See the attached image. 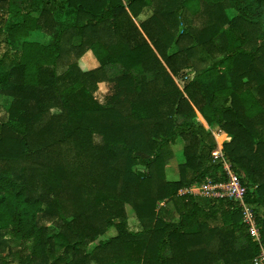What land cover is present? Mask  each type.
<instances>
[{"label":"trees","instance_id":"1","mask_svg":"<svg viewBox=\"0 0 264 264\" xmlns=\"http://www.w3.org/2000/svg\"><path fill=\"white\" fill-rule=\"evenodd\" d=\"M58 12L75 21L59 26ZM38 31L53 41H35ZM88 52L98 67L83 72ZM103 82L115 94L100 102ZM0 93L11 98L0 117V264L259 255L236 203L180 192L226 181L200 114L231 136L226 161L264 236V0H0ZM179 139L186 162L170 182Z\"/></svg>","mask_w":264,"mask_h":264},{"label":"built area","instance_id":"2","mask_svg":"<svg viewBox=\"0 0 264 264\" xmlns=\"http://www.w3.org/2000/svg\"><path fill=\"white\" fill-rule=\"evenodd\" d=\"M204 125V124H203ZM216 142V148L212 153L214 162H221L224 165L226 181L214 183L210 180L202 184H194L180 192L181 195H190L196 198L205 199H225L231 200L241 210L243 223L248 229L249 236L259 249V255L254 259L253 264H264V236L252 208L247 204L246 198L248 189L242 185L238 175L233 171L231 165L227 163L224 146L227 140H220L224 136L218 129L206 127Z\"/></svg>","mask_w":264,"mask_h":264},{"label":"rangeland","instance_id":"3","mask_svg":"<svg viewBox=\"0 0 264 264\" xmlns=\"http://www.w3.org/2000/svg\"><path fill=\"white\" fill-rule=\"evenodd\" d=\"M55 19L57 24H59V26L63 24H72L75 21V17L68 16L64 12H58L57 14H55ZM34 40L42 44H50L53 41V37L45 35L41 31H38L37 34L34 36ZM79 66L83 72L96 70V68L98 67V60L92 52H88L79 61ZM114 94H115V85L112 83L103 82L100 83L98 86L96 97L100 102H105L106 99L110 98ZM10 104H11V98H8L7 96L2 95L0 93V117L4 114L5 111H7L10 108ZM198 120L202 123L201 120L203 119H201V117L199 119L198 116ZM219 139L222 140L223 136L221 138L219 137ZM173 150L175 152V158L166 167V177L167 180L170 182L180 181L181 179L180 167L184 165L186 162L184 156V143L182 139H179L177 143L173 145ZM161 205L163 204L161 203L160 206ZM126 211L128 215V223L130 230L133 232L141 231L142 227L139 220L137 219L134 210L130 206H127ZM116 235H117L116 230L114 228H111L99 240H107L112 237H115Z\"/></svg>","mask_w":264,"mask_h":264},{"label":"crops","instance_id":"4","mask_svg":"<svg viewBox=\"0 0 264 264\" xmlns=\"http://www.w3.org/2000/svg\"><path fill=\"white\" fill-rule=\"evenodd\" d=\"M198 116H199V119H200V117H201V119H203V117H202L200 114H198ZM201 121H202V123L204 124L205 128L209 126L208 123L205 121V119H203V120H201ZM222 134L230 138L229 141L227 140V143H230V142L232 141V138H231L230 135L225 134V133H222ZM176 182H177V181H176Z\"/></svg>","mask_w":264,"mask_h":264}]
</instances>
